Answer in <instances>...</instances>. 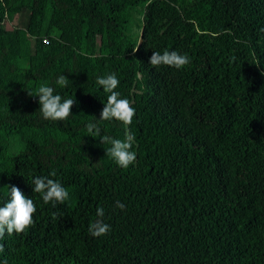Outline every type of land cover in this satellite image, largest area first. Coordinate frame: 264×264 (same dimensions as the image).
Wrapping results in <instances>:
<instances>
[{"label":"trees","instance_id":"obj_1","mask_svg":"<svg viewBox=\"0 0 264 264\" xmlns=\"http://www.w3.org/2000/svg\"><path fill=\"white\" fill-rule=\"evenodd\" d=\"M24 10L25 28H3ZM165 50L191 64L152 67ZM112 73L129 126L97 120ZM42 84L77 101L66 120L43 118ZM90 122L134 136L135 162L119 167ZM40 176L69 199L45 204ZM7 185L37 211L0 264H264V0H0V207ZM98 218L111 230L94 238Z\"/></svg>","mask_w":264,"mask_h":264},{"label":"clouds","instance_id":"obj_2","mask_svg":"<svg viewBox=\"0 0 264 264\" xmlns=\"http://www.w3.org/2000/svg\"><path fill=\"white\" fill-rule=\"evenodd\" d=\"M149 64L154 68L160 66H169L177 70H182L191 64V60L187 54H180L177 51H153L149 58ZM68 78L61 75L57 78L56 83L63 87H67ZM96 83L102 87L107 95V102L104 104L102 111L99 114L98 121H120L125 126H129L133 122L135 109L130 106L128 99L120 98V93L115 91L120 81L115 73L108 74L104 77H98ZM55 89L51 86L42 84L39 86L36 97H39V111L42 113L45 120L64 121L66 120L73 106L77 101L73 98H63L60 94H54ZM33 96L31 93H28ZM87 132L91 137H100L102 144H108L110 147L106 151V155L114 160L121 168H127L136 160V153L131 151L134 136L126 135L125 140L115 139L109 135H101V128L98 123L90 122L86 125ZM51 176L56 173L52 172ZM34 185L33 191L42 198L45 204L51 203L55 208L58 204L63 205L69 199L68 190L59 182L47 176L35 177L32 180ZM10 194L8 200L0 207V241L7 234L8 236L26 234L27 230L35 226L33 214L37 208L32 198H26L22 191L15 185H7ZM115 207L123 210L125 205L120 201L115 202ZM96 215L99 218L104 216L103 208L98 207ZM56 214H53V219ZM96 219L89 225V233L94 237H102L110 232V226L103 222L102 219ZM5 250L4 244L0 243V253Z\"/></svg>","mask_w":264,"mask_h":264},{"label":"rangeland","instance_id":"obj_3","mask_svg":"<svg viewBox=\"0 0 264 264\" xmlns=\"http://www.w3.org/2000/svg\"><path fill=\"white\" fill-rule=\"evenodd\" d=\"M28 20V11L24 10L23 14L15 16L12 20L5 21L3 24V28L7 30H11L13 28H25ZM18 143L16 141H12L10 147L13 149L18 148Z\"/></svg>","mask_w":264,"mask_h":264}]
</instances>
